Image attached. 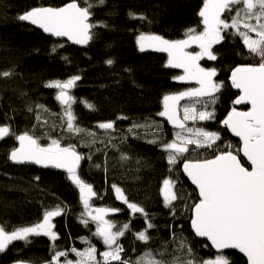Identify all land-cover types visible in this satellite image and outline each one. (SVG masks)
Segmentation results:
<instances>
[{"label": "trees", "instance_id": "16d2710c", "mask_svg": "<svg viewBox=\"0 0 264 264\" xmlns=\"http://www.w3.org/2000/svg\"><path fill=\"white\" fill-rule=\"evenodd\" d=\"M72 2L0 0V126L10 129V135L0 141V226L8 232L35 226L47 211L61 209L52 222L57 239L29 236L11 241L0 252V264H50L60 251L74 262L76 254L72 249L85 252L90 246L95 247L99 262L101 253L108 250L102 238L94 234L97 224L84 215L80 189L67 175L32 165L10 164L8 157L16 148L15 136L25 133L43 147L57 140L61 147L72 146L82 155L77 175L91 186L94 205L119 210L110 211L113 214L107 218L114 225L113 231L129 224V230L117 240L123 247V260L136 264L147 251L165 264H185L190 257L198 262L217 255H224L229 264H247L240 253L217 254L205 239L192 233L191 206L198 202V196L181 167L186 161H203L229 148H240L221 125L234 108L245 111L235 106L239 94L233 90L230 74L236 67L255 65L257 59L230 28L222 33L225 39L212 47L217 59L205 57L198 61L201 67L216 70L213 80L221 87L195 104L197 111L212 112L213 117L193 121L189 126L215 132L220 139L212 145V151L196 149L194 155L190 152L195 151L194 147L189 145L190 151L171 165L164 146L171 141L173 129L159 113L164 96L179 94L192 84L176 81L181 72L166 66V54L140 51L137 37L143 33L174 41L186 38L184 33L189 28L202 31L198 12L203 0H105L91 9L90 23L97 26L91 29V44L81 49L47 38L18 19L36 7L58 8ZM75 2L85 5V0ZM91 2L95 4L96 0ZM129 13L146 19H133ZM231 15L225 16L229 22ZM189 52L195 54L199 49L191 48ZM108 60L113 63L108 64ZM4 72L10 75L3 76ZM75 76L80 79L69 95L74 100L71 112L79 133L67 129V107H61L56 99L59 90L46 87L50 82H64ZM212 99L215 103L210 102ZM188 100L186 97L179 104ZM107 122L113 123L112 129L99 127ZM165 180L172 182L177 196L167 206ZM116 188L128 202L142 207L147 219L141 213L133 214L127 204L121 205L113 191ZM82 219L88 220L87 226ZM148 223L153 227L148 229ZM145 229L149 240L136 239L135 234ZM64 260L61 257L60 264Z\"/></svg>", "mask_w": 264, "mask_h": 264}, {"label": "snow or ice", "instance_id": "6c2138e0", "mask_svg": "<svg viewBox=\"0 0 264 264\" xmlns=\"http://www.w3.org/2000/svg\"><path fill=\"white\" fill-rule=\"evenodd\" d=\"M104 3L105 0H96L95 4L91 0H85V5L80 6L74 0L64 7H36L20 15L18 19L28 21L54 36H66L74 43L86 44L91 39L90 30L97 26L89 23L93 15L91 9ZM225 12L229 15L235 13L231 15L230 23L227 17L222 19ZM198 15L203 24L202 31L198 32L196 28H189L184 33L186 37L184 39L170 41L159 35L143 33L137 37L140 51L152 49L166 52L168 55L166 66L183 69L184 75L177 76L175 79L182 82L194 80L199 85V87L190 88L176 95H166L163 98L164 110L159 115L167 117L175 127L181 129V132L176 134L180 142H172L164 146L169 152L168 163L176 164L180 156L190 151L188 145H195L196 148H211L220 139L215 132L187 128L184 121L206 120L213 117L212 112L197 111L195 104L201 103L198 99L200 97L213 96L219 91L221 85L213 80L217 74L216 70L201 67L198 61L205 57L208 60H216L217 56L212 51L213 45L225 39L223 32L230 28L236 29L249 53L258 61L255 65L235 68L231 75L232 87L240 90L234 103L247 104L250 108L246 111H237L234 108L223 124L240 138L242 147L237 149L236 154L232 151H224L211 159L185 162L183 171L198 189V202L191 206L193 211L191 225L195 234L206 237L211 242V246L218 251L238 249L247 257L248 264H264V0H203ZM129 16L133 19H146L143 15L136 16L134 13H129ZM241 27L244 31H240ZM250 33H255L256 38L253 39ZM193 44L199 48V52L193 54L185 51ZM107 63L112 64L113 61L108 60ZM2 75L9 76L10 73L4 72ZM79 79V76H75L64 82L53 81L46 85L59 90L56 99L61 104L67 105L65 110L67 129L77 133L81 130L73 123L75 118L71 112V103L74 100L66 90L71 89ZM186 97L197 99L194 103L184 106V114L180 118L178 116L179 101ZM210 102L215 103V99ZM85 104L90 110H94L93 105L87 102ZM204 106L206 108L207 103ZM99 127L112 129L113 123H101ZM184 132L188 135H183ZM9 135V127L0 126V139ZM15 139L19 141V147L11 151L10 159L13 162L35 163L44 167L65 169L68 178L80 189L85 211L93 221L98 222L94 234L102 238L103 243L108 246V251L101 253L104 264H109L110 261L130 264L129 261L122 259L120 254L123 247L117 244L118 238L129 230V224H123L114 232L112 231L114 225L103 217L107 212L119 211L118 209L97 208L96 215L88 211V197L94 193L91 186L85 184L77 175L76 169L82 157L75 148L61 147L57 140H52L49 146L43 147L27 133L16 135ZM172 188V182L165 180L166 206L177 199ZM115 191L117 198L123 200L133 214L141 213L147 219V213L142 207L128 202L120 188H116ZM60 214L61 209L57 207L45 213L42 223L31 227L15 228L11 232L0 226V252L4 251L11 241L26 240L30 234H44L54 241L57 236L52 232L53 226L50 220ZM81 222L85 226L88 224L87 219H82ZM152 227L151 223L147 224L148 229ZM146 233L147 229L136 233V239L147 242L149 236ZM72 251L80 257L76 264H99L95 257V247L90 246L85 252L74 248ZM188 251L191 254L192 250ZM61 257H65L64 264H73V261L67 259V253L63 251L56 252L50 264H60ZM136 264H165V262L157 260L151 252L146 251L137 259ZM185 264H229V261L224 255H217L215 259L198 262L190 257Z\"/></svg>", "mask_w": 264, "mask_h": 264}, {"label": "water", "instance_id": "95a60500", "mask_svg": "<svg viewBox=\"0 0 264 264\" xmlns=\"http://www.w3.org/2000/svg\"><path fill=\"white\" fill-rule=\"evenodd\" d=\"M69 4H70V3H69ZM66 5H67V4H66ZM66 5H64V6H66ZM64 6H62V7H64ZM21 22H23V23H25V24H27V25H29V26L35 28V29L38 30V31H40V32L42 33V35L45 36V37H47V38H51V39H53V40H55V41H64V42H66V43H68V44H70V45H72V46H74V47H76V48H80V49H81V48H86V47H88V46L91 44V39H89V41H88L86 44H77V43H74L73 41L69 40L66 36H54V35H52V34H50V33L44 32L43 29L39 28V27L36 26V25L31 24V23L28 22V21H21ZM90 22H91V17H90V19H89V23H90ZM91 31H92V30H90V35H91ZM236 68H237V67H236ZM233 70H235V68H234ZM233 70H232V71H233ZM231 75H232V72H231V74H230V83H231ZM233 90H234L235 92H237L238 94H240V90H239V89H236V88L233 87ZM70 91H71V89H67V90H66V92H67L68 94L70 93ZM57 95H58V94H57ZM56 97H57V96H56ZM237 98H238V97H237ZM57 102L59 103V105H60L61 107H63V108H66V107H67V105H63V104H61V102H60L59 100H57ZM235 106H236L237 108H247V109L250 108V105H247V104H240V105L235 104ZM236 110H237V111H240L239 109H236ZM227 116H228V115H227ZM226 118H227V117H226ZM226 118H225V119H226ZM225 119H224V120H225ZM224 120H223V121H224ZM223 121H222V123H221L222 127L225 128L226 131L228 132V134H230V136H231L233 139H235L236 141H238V142L240 143V147H242V141H240V138L237 137V136H235V135L231 132V130L228 129V128L223 124ZM105 130H109V129H105ZM4 138H5V137H4ZM4 138H3V139H4ZM3 139H0V141L3 140ZM18 147H19V141L16 140V148H18ZM10 154H11V153H10ZM10 154H9L8 160H9L10 164H12V165H32L33 167H35L36 169H39V170H44V171H45V170H54V171H56V172L63 173V174H65V175L68 176L67 171H66L65 169H62V168H55V167H52V166L44 167V166H42V165L35 164V163H15V162H13V161L10 159ZM78 154H79V153H78ZM240 156H241V157L243 156L242 152L240 153ZM244 160L246 161V158H244ZM81 162H82V159H81L80 162H79V167L76 169V172H77V173H78V170H79V168H80ZM186 162H195V161H186ZM183 164H184V163H183ZM181 171H182V174L184 175V177L189 181L191 187L195 190V192H196V194H197V196H198V189H197L196 186L192 183V181H191V179L188 177V175L183 171V165H182V167H181ZM120 200H121V199H120ZM192 216H193V211L191 212V218H192ZM190 227H191V231H192V233H193L196 237H198V238L205 239V240L208 242V244L210 245V247L213 249V251H214L215 253H217V254H224V253H229V252H238V253H240V254L243 256V258L246 260V262H247V264H248V259H247V257H246L243 253H241L238 249H223V250L218 251L217 249H215V248H213V247L211 246V242L208 241L206 237H200V236H197V235L195 234V230L192 228V225H191V220H190Z\"/></svg>", "mask_w": 264, "mask_h": 264}, {"label": "rangeland", "instance_id": "374dc122", "mask_svg": "<svg viewBox=\"0 0 264 264\" xmlns=\"http://www.w3.org/2000/svg\"><path fill=\"white\" fill-rule=\"evenodd\" d=\"M226 14H228L227 12H225L223 15H222V19L223 18H225V16H226ZM230 22H231V20H230ZM229 22V23H230ZM254 23V22H253ZM233 30H235L236 32H237V30L236 29H233ZM240 31H244V29L241 27L240 28ZM250 34H252V35H255V33H250ZM241 37V36H240ZM242 38V37H241ZM242 40H243V38H242ZM191 48H197V49H199L196 45H191L189 48H187V49H185V51H187V52H189V49H191ZM145 51H153L152 49H146ZM154 52H158V51H154ZM162 53H164V54H166V56H167V60H168V55H167V53L166 52H162ZM175 69H178L180 72H181V75L180 76H182V75H184V72H183V69H180V68H175ZM176 81L177 82H180V83H186V84H192V86H191V88H196V87H199V85H197L196 83H195V81L193 80V81H178L177 79H176ZM190 89V88H189ZM203 98H206V97H200V98H198V99H203ZM195 99H197V98H189V102H185V103H181V104H179V106H178V116L180 117V118H182L183 117V114H184V106L185 105H190V104H192L191 103V100H193V102H194V100ZM163 110H164V106H163ZM162 110V111H163ZM163 117V119L171 126V128L173 129V131L171 132V141L169 142V143H172V142H177V143H179L180 141L179 140H177V136H176V134L178 133V132H181V129H179V128H177V127H175L168 119H167V117H165V116H162ZM197 120H199V119H197ZM197 120H195V121H197ZM191 122H193V120H188V121H184V123H185V125H186V127L187 128H191V129H193V130H195V128H193V127H190L189 126V123H191ZM183 135H185V136H187L188 135V133L187 132H184V133H182ZM189 146V145H188ZM193 147H194V149L193 150H195V151H190L191 152V155H194L195 153H196V149H203V148H196L195 147V145H192ZM208 150L207 151H212V147L211 148H207ZM164 190V189H163ZM113 191H114V193H115V190L113 189ZM172 191H173V189H172ZM174 192V191H173ZM85 195H87V194H85ZM163 195H164V193H163ZM92 199H93V196L91 195V196H89L88 197V200H89V209H88V211L89 212H91L92 213V215H96V212H95V209H97V208H100V207H96L94 204H96V202L95 201H93L92 202ZM82 203H83V200H82ZM84 204V203H83ZM102 209V208H101ZM83 210H84V215L87 217V218H89V219H91V216H89L88 214H87V212L85 211V208H84V206H83ZM110 212H107L105 215H104V217H103V219L104 220H106L107 221V218L110 216ZM45 215V214H44ZM56 216H54V217H52L51 218V220H50V223H51V225L53 226V219L55 218ZM43 219H44V216H43V218H42V221L40 222V223H42L43 222ZM92 220V219H91ZM96 224L98 223L97 221H94ZM112 231H113V229H112ZM52 232H53V227H52ZM115 232V231H114ZM29 236H44V237H47V238H49L50 240H52L49 236H47V235H44V234H40V235H29ZM28 236V237H29ZM20 240H23V239H20ZM108 247V246H107ZM113 247H115V245L113 246ZM108 251V250H107ZM80 259V257H77L76 256V260L73 262V264H76V261H78ZM215 259V258H214ZM99 262H100V264H103L104 263V258H103V256L102 255H100V258H99ZM119 261H110L109 263H118ZM62 264H64V261H63V263Z\"/></svg>", "mask_w": 264, "mask_h": 264}, {"label": "flooded vegetation", "instance_id": "af4514ba", "mask_svg": "<svg viewBox=\"0 0 264 264\" xmlns=\"http://www.w3.org/2000/svg\"><path fill=\"white\" fill-rule=\"evenodd\" d=\"M242 109H244V108H242ZM246 110H248L247 108H245V111ZM241 111V110H240ZM242 111H244V110H242ZM238 142V141H237ZM239 143V142H238ZM240 144V143H239ZM226 151H232L233 152V154H236V152L237 151H235V150H233L232 148H229L228 150H226ZM224 152V151H223ZM81 157H82V155H81ZM82 161H83V157H82ZM82 163V162H81ZM164 193V192H163ZM116 199L119 201V203L121 204V205H125L126 203H124V201L123 200H120V199H118L117 197H116ZM110 212V211H109ZM192 212V211H191ZM111 213V212H110ZM111 214H113V213H111ZM191 220V219H190ZM191 228V227H190Z\"/></svg>", "mask_w": 264, "mask_h": 264}]
</instances>
